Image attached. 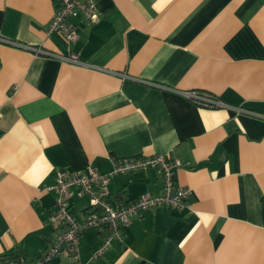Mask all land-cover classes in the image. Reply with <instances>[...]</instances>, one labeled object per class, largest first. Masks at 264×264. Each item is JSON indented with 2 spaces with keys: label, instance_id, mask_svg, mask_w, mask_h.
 I'll list each match as a JSON object with an SVG mask.
<instances>
[{
  "label": "crops",
  "instance_id": "0c3cea01",
  "mask_svg": "<svg viewBox=\"0 0 264 264\" xmlns=\"http://www.w3.org/2000/svg\"><path fill=\"white\" fill-rule=\"evenodd\" d=\"M54 11L0 0V264L56 238L57 170L109 173L117 158L158 152L181 160L191 208L132 217L97 259L104 233L83 231L82 264H264V0H98L76 41L48 34ZM72 53L83 63L59 57ZM193 90L224 105L197 104ZM109 189L127 204L160 193L162 174H114ZM70 201L77 217L90 207Z\"/></svg>",
  "mask_w": 264,
  "mask_h": 264
},
{
  "label": "built area",
  "instance_id": "2783aa9c",
  "mask_svg": "<svg viewBox=\"0 0 264 264\" xmlns=\"http://www.w3.org/2000/svg\"><path fill=\"white\" fill-rule=\"evenodd\" d=\"M55 11L48 25L47 32H58L70 41L79 37L78 18L93 21L98 18V0H53ZM38 52H42L40 48ZM53 55V53H49ZM63 60L83 63L78 54L59 55ZM193 102L203 106H223L222 100L215 94L193 90L185 92ZM113 170L102 173L94 166L84 172L57 170L52 189L57 193L56 201L50 212V220L58 226L56 238L51 245L36 258L25 257L11 259L7 264H49L61 256L75 257L81 262L80 238L83 231L98 229L104 233L102 246L93 252L91 258L103 256L114 240H122L126 227L134 216H142L144 211L158 206L190 209L191 188L178 185L175 181L176 170L182 165L178 158L169 153L158 152L148 156H126L114 160ZM157 168L161 171L163 189L160 193L141 194L137 199L122 204L112 199L109 189L110 177L131 171ZM88 196L90 207L77 217L72 210V196Z\"/></svg>",
  "mask_w": 264,
  "mask_h": 264
}]
</instances>
